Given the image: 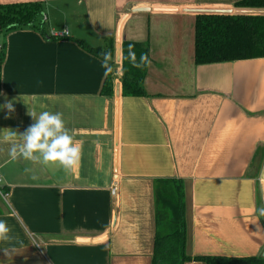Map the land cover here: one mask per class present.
<instances>
[{"label": "crops", "instance_id": "obj_1", "mask_svg": "<svg viewBox=\"0 0 264 264\" xmlns=\"http://www.w3.org/2000/svg\"><path fill=\"white\" fill-rule=\"evenodd\" d=\"M238 1L0 0L44 6V34L28 27L4 37L0 106L14 101L15 112L0 107V174L9 192L0 220L11 228L0 264H152L156 179L185 183L188 255L262 257L264 58L194 61L192 10L264 12L236 8ZM52 28L71 36L52 38ZM73 39L114 44L112 96L101 94V59ZM124 42L150 50V98L122 95ZM29 110L63 113L82 144L79 166L65 172L10 158L4 137L35 122Z\"/></svg>", "mask_w": 264, "mask_h": 264}, {"label": "trees", "instance_id": "obj_2", "mask_svg": "<svg viewBox=\"0 0 264 264\" xmlns=\"http://www.w3.org/2000/svg\"><path fill=\"white\" fill-rule=\"evenodd\" d=\"M236 8L264 11V0H240ZM44 14L42 3L0 5V53L1 68L5 60V35L16 29L36 28L41 30L38 19ZM48 37V36H46ZM53 38V37H52ZM60 38V37H55ZM82 49L94 54L103 51L112 53V71L106 77L101 94L112 96L114 93L115 46L90 47L81 40L73 39ZM134 45L137 61L141 54H147L151 62L150 50L141 43L124 42L122 45L121 91L125 97H148L144 81L149 66L135 68L128 59V47ZM264 58V13L213 15L198 14L195 21L196 65L234 62ZM101 59V58H100ZM156 202V231L152 264H187L192 261L205 264H264V257H192L187 253L186 187L180 179H156L154 181Z\"/></svg>", "mask_w": 264, "mask_h": 264}, {"label": "clouds", "instance_id": "obj_3", "mask_svg": "<svg viewBox=\"0 0 264 264\" xmlns=\"http://www.w3.org/2000/svg\"><path fill=\"white\" fill-rule=\"evenodd\" d=\"M49 35L51 37L71 36L70 29L63 31L52 28ZM134 45L128 47V59L133 67L143 68L150 65L147 54L142 53L140 60L137 61L136 53L133 50ZM101 58V67L105 70L107 76L112 71L111 63L112 53L110 51H101L98 53ZM14 101H7L0 106L6 108L9 113H14ZM34 123L29 125L24 133L19 134L10 130L4 140L11 143L9 156L12 160L22 158L26 161L38 163L43 166H59L65 172H71L79 166L82 158V144L75 140L72 132L66 127L61 112L43 111L37 115L34 111L29 110L28 113ZM264 215V209L261 210ZM11 228L7 222L0 220V241H8L11 239L9 233ZM8 255V250H4Z\"/></svg>", "mask_w": 264, "mask_h": 264}, {"label": "water", "instance_id": "obj_4", "mask_svg": "<svg viewBox=\"0 0 264 264\" xmlns=\"http://www.w3.org/2000/svg\"><path fill=\"white\" fill-rule=\"evenodd\" d=\"M196 14L231 15V10H192ZM264 12H252L250 14H263ZM264 257V252L262 253Z\"/></svg>", "mask_w": 264, "mask_h": 264}, {"label": "built area", "instance_id": "obj_5", "mask_svg": "<svg viewBox=\"0 0 264 264\" xmlns=\"http://www.w3.org/2000/svg\"><path fill=\"white\" fill-rule=\"evenodd\" d=\"M2 50H3V45H2V41H0V53L2 52ZM113 193H115L114 190H113ZM8 196H9V192L6 191L4 180L0 174V198L7 201Z\"/></svg>", "mask_w": 264, "mask_h": 264}]
</instances>
